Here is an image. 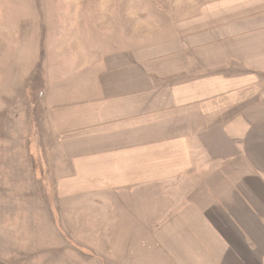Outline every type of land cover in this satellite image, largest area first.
Returning a JSON list of instances; mask_svg holds the SVG:
<instances>
[{
	"label": "crops",
	"instance_id": "0c3cea01",
	"mask_svg": "<svg viewBox=\"0 0 264 264\" xmlns=\"http://www.w3.org/2000/svg\"><path fill=\"white\" fill-rule=\"evenodd\" d=\"M171 11L45 77L49 200L0 203V264H264V0Z\"/></svg>",
	"mask_w": 264,
	"mask_h": 264
},
{
	"label": "rangeland",
	"instance_id": "374dc122",
	"mask_svg": "<svg viewBox=\"0 0 264 264\" xmlns=\"http://www.w3.org/2000/svg\"><path fill=\"white\" fill-rule=\"evenodd\" d=\"M171 9L178 0H0V185H9L0 203L36 183L43 186L39 199L49 200L40 110L31 116L32 103L43 109L45 77L85 72L81 55L94 52L92 44L124 42L131 28L172 18ZM14 261L20 264L16 255Z\"/></svg>",
	"mask_w": 264,
	"mask_h": 264
},
{
	"label": "trees",
	"instance_id": "16d2710c",
	"mask_svg": "<svg viewBox=\"0 0 264 264\" xmlns=\"http://www.w3.org/2000/svg\"><path fill=\"white\" fill-rule=\"evenodd\" d=\"M32 104L34 105L33 106L34 108H33V112L31 113V116H34V115L39 113L40 108L36 104H34V103H32Z\"/></svg>",
	"mask_w": 264,
	"mask_h": 264
}]
</instances>
